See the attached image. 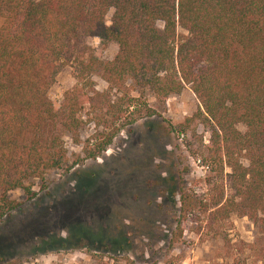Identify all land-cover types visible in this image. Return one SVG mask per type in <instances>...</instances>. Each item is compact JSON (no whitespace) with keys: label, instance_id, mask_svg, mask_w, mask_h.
I'll return each mask as SVG.
<instances>
[{"label":"trees","instance_id":"trees-1","mask_svg":"<svg viewBox=\"0 0 264 264\" xmlns=\"http://www.w3.org/2000/svg\"><path fill=\"white\" fill-rule=\"evenodd\" d=\"M0 17V221L21 205L9 192L32 198L31 180L99 157L124 127L157 114L144 92L164 106L189 86L200 105L171 130L183 136L198 119L210 139L191 129L189 153L229 172L211 202L179 192L175 236L188 215L213 230L245 217L256 230L248 248L264 264V0H0ZM64 64L75 84L56 103L48 91ZM68 139L81 146L73 159Z\"/></svg>","mask_w":264,"mask_h":264},{"label":"rangeland","instance_id":"rangeland-1","mask_svg":"<svg viewBox=\"0 0 264 264\" xmlns=\"http://www.w3.org/2000/svg\"><path fill=\"white\" fill-rule=\"evenodd\" d=\"M89 44L95 47L98 40ZM104 51L113 59L117 46ZM93 81L97 90L107 87L98 74ZM74 84L73 66L64 64L48 95L59 103ZM142 96L157 114L124 127L99 157L31 180L32 198L20 189L8 193L21 205L0 221V264H260L248 248L256 230L245 217L231 215L213 230L204 215H188L183 233L175 236L179 192L191 190L211 202L229 169L203 166L189 153L191 129L205 144L210 139L198 119L183 136L171 130L200 105L189 86L164 106L148 92ZM81 113L86 118L87 105ZM237 128L245 131L239 123ZM92 130L86 123L81 139ZM66 146L71 159L81 151L72 139Z\"/></svg>","mask_w":264,"mask_h":264}]
</instances>
